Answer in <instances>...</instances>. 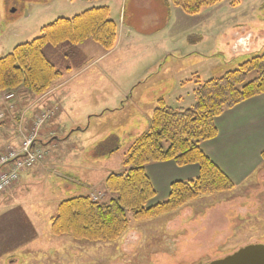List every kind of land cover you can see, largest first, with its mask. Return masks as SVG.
<instances>
[{
    "label": "rangeland",
    "instance_id": "1",
    "mask_svg": "<svg viewBox=\"0 0 264 264\" xmlns=\"http://www.w3.org/2000/svg\"><path fill=\"white\" fill-rule=\"evenodd\" d=\"M98 7H109L113 12L110 18L117 23L120 21V27L130 25L134 31L130 40H126V29L121 31L118 25L120 40L116 44L117 48L114 54L104 60H99L101 54L97 52L104 51L92 41L88 43L94 45L97 51L86 44L77 47H49L45 50L47 58L63 73L55 89L70 80L61 87V91L70 92L74 101L67 102V115L63 111L56 125L61 128L57 136L59 141L41 148L45 155L53 145H57L56 150L53 149L56 155L54 160L48 153L46 170H38L39 177L44 178L32 182L29 190L21 185L19 188L22 191L18 194L12 196L14 191H10L3 198L0 197L1 201L11 195L5 205L0 203V264H66L71 261L73 264H192L200 254L199 246L193 241V218L199 211L204 214L202 219L205 223L208 221L205 217L212 213L209 221L219 233H224L232 220L233 227L230 235L228 230L223 246L207 253V258L205 256L194 264L223 259L249 245H264L263 152L260 156L263 163L257 164L251 173L234 174L232 177L207 155L229 177L232 188L199 196L176 212L150 222L132 221L136 232L131 230L122 238V241L129 239L133 245L127 251H119V248L109 244H79L67 236L59 239H69L71 243L53 242L60 250H66V258L59 254L53 261L54 258L49 257L52 253L48 255L45 252L53 246H40L42 242L49 241V222L45 216L56 209L57 203L77 196L98 194L110 172L125 170V155L135 140L148 129L149 118L157 100L164 99L168 106L176 107L174 96L179 93V89L174 85L175 78H188L186 80L190 81L185 84L186 89L191 85L198 88L197 81L202 84L211 77H222L225 70L235 68L256 55L234 60L228 69L225 66L215 68L214 62L204 59H183L181 54L190 49L196 41L195 34L201 32V27L203 30L207 21L215 19L218 24L213 30V38L229 22L238 23L237 28L247 25L244 27L256 38H264V0H223L213 7L203 9L196 16L187 15L172 0H0V58L13 52L16 46L38 38L41 29L58 18H71ZM187 28L189 30L185 35ZM213 38L210 40L213 41ZM211 41L203 48H208ZM165 47L176 51L164 55L162 49ZM218 64H224L223 58ZM256 77V73H251L247 82ZM19 92H25V97L19 95L18 102L21 111L28 114L36 100L47 97L46 94L34 96L24 90ZM4 93L0 92V100ZM194 100L193 103L196 102ZM41 107H46L45 103ZM10 115H16V111ZM51 123L43 128L46 143L50 138L47 139L45 128H53L56 124L54 120ZM8 124L0 127V151L1 146L5 145L6 148L20 135L13 119L8 118ZM218 136L219 130L217 137L211 141ZM25 175L28 174H24L22 182ZM65 176L72 180L65 179ZM170 187L165 200L169 197ZM163 196L165 193L161 192L158 200L161 201ZM106 197L104 202L108 203L110 197ZM156 198L151 205L155 204ZM50 199L54 200L50 205H40ZM37 217L40 218L37 221L39 224L36 222L40 228L37 230L39 235H33L31 224H34L33 219ZM129 218L132 220L131 214ZM141 234L144 236L142 243L146 244L135 251H129L139 244ZM185 238L186 243L178 246L179 240ZM160 242L165 250H152ZM9 245L12 247L10 250L16 251L8 253ZM67 249L73 251L70 253Z\"/></svg>",
    "mask_w": 264,
    "mask_h": 264
},
{
    "label": "trees",
    "instance_id": "2",
    "mask_svg": "<svg viewBox=\"0 0 264 264\" xmlns=\"http://www.w3.org/2000/svg\"><path fill=\"white\" fill-rule=\"evenodd\" d=\"M222 1L172 0V3L187 15L196 16ZM117 38L118 27L110 18L108 7L88 9L71 18H58L44 26L38 38L16 46L13 52L0 58V92L24 90L43 96L63 76L47 58V48L77 47L92 41L110 52ZM251 73H256L257 77L247 82ZM196 84L199 86L192 107L174 108L164 99L157 100L148 129L125 155V170L110 174L104 182L105 194L110 197L108 203L93 201L85 195L59 204L50 224L54 237L68 236L79 244H109L119 248L132 221H151L176 212L199 196L232 188L229 177L210 160L202 144L217 137L216 120L225 111L264 94V52L222 77ZM18 95L25 96V92ZM165 162H174L178 167L197 165L199 175L189 181L174 182L168 199L151 205L157 191L146 168Z\"/></svg>",
    "mask_w": 264,
    "mask_h": 264
},
{
    "label": "crops",
    "instance_id": "3",
    "mask_svg": "<svg viewBox=\"0 0 264 264\" xmlns=\"http://www.w3.org/2000/svg\"><path fill=\"white\" fill-rule=\"evenodd\" d=\"M167 7H168V3H167ZM110 13L112 16L113 12L111 9H110ZM117 24L119 25V27L121 26L120 21ZM217 25L218 24L216 23L215 19H213L205 23L203 30L202 27L200 26L201 32H199L198 35L195 34L196 41L193 42L189 50L181 54L182 58L187 59L188 61L194 60V58L196 60L204 59L210 62H214L215 68L217 66H225L227 67L226 69H228V67L231 66L232 61L260 53V51L264 50V38H256L255 35L252 32H250L247 27H244L247 25H242L241 28H237L238 23L231 24L229 22L226 26L221 28L220 34L217 35L216 33V36L213 38V30L217 27ZM120 28L121 31L126 29V33L124 35L125 39L130 40V36L134 31V29L130 25L123 26ZM188 30L189 28L186 29L185 35L188 32ZM212 38L213 41L210 40ZM119 40H120V35H118V41ZM209 41H211L210 46L208 48H203V46L206 45ZM85 44L88 45L92 50L95 51L98 50L94 45H91V43L86 42ZM116 48L112 52H108V53L105 51L103 53L101 51H97L98 54H101L99 60H104L109 56H111L112 54H114ZM175 51L176 50L168 49L167 47L162 49V53L164 55L175 53ZM221 58H223L224 60L223 65L218 64ZM235 68H230L225 71L227 72ZM188 71H190L191 72L190 75H192V71L190 69H188ZM186 79L188 78H184V76L175 78L174 85L177 86L179 89V93L174 96V99L176 100L175 108H189L194 105L193 101H195L194 100L195 98L193 95V91L194 89H196V86L191 85V87H188L189 89H186L185 84L190 81ZM69 81L70 80H67L63 84H60L58 89H53V92L49 95V98L45 99L46 107H40L39 109H35L33 113L34 115H39L42 111L46 109H50L54 106L58 107V114L53 119L56 122L55 126L53 128L50 126L45 128L44 133L47 135L46 136L47 139L53 136H58V133L61 130V128H58L56 125H58L57 123L58 121H60L63 111L65 112V115H67V111H68L66 107L67 102H69L70 100L74 101L70 92H68L67 90L61 91V87L69 83ZM182 90L187 91V93L186 92L184 93ZM51 122L52 120L49 121V124ZM216 124L219 130L218 138L214 141L203 143L202 149L206 153V155H208L216 164H219L221 168L228 175L232 177L234 174L240 175L239 173H243V174L248 172L251 173L255 169L254 167L257 164L259 165L260 163H263V160H261L260 156L264 152V94L225 112L219 119L216 120ZM28 126L29 125H27V127ZM56 148L57 145H53L50 148V151H48L49 156L52 157V160H54V157H56V155L54 154V150H56ZM47 161L48 159L45 158V160L41 165H38L37 167L32 169L29 173L26 172L28 175H25L24 181L23 182L20 181L14 188L10 190V191H14V194H12V196L22 191V188H19L21 185H24L25 187H27V190H29L32 182H34L37 179H43L44 177H39L40 172L38 170L40 169L46 170V165H48ZM146 171L157 190V198L155 200V203H160L165 201V199L168 196L169 187L173 182L189 181L194 179L198 175V167L190 166V167L180 168L171 163L151 164L146 168ZM112 173H116V172L115 171L110 172L105 177L104 182L106 178ZM117 173H121V172H117ZM64 178L67 180H72V178L68 176H65ZM104 182H103V189H99V192H105ZM161 192H164L165 196H163L160 201L158 200L159 198L158 195L161 194ZM164 197L166 198L164 199ZM8 199H11V195L2 199L1 203L5 205V202ZM52 202H54V200L50 199L47 203L43 202L40 205L41 206L45 204L50 205V203ZM59 203H57L55 209L56 212ZM55 210L52 211L49 216L48 215L45 216L47 221L49 222V229H48V234H50L48 236L49 241L42 242L40 245L42 247H48L50 246V244L53 246L45 250V252L48 255L49 253L50 254L52 253L53 257L51 255H49V257L54 258L53 261L56 260V257H58L59 254L60 257L66 258L65 256L66 254L64 253L66 250L65 249L60 250L59 248H57V245L53 244V242L55 241L58 243V241H61V243L64 242L65 244H68V242L71 243V240L69 239H59L67 236L54 237L51 233V227H50L51 219L55 217L57 214L55 213ZM209 211L211 212L213 210L209 209ZM203 215L204 214H201V212L199 211L194 215L193 218L195 219V221L193 222L194 230H195L194 232L195 238L193 239V241L195 244L199 246L200 254L192 264H194L197 260H200L205 256L207 258L209 256L207 253L216 251L219 247L223 246L226 241L225 236L226 237L228 236L227 234L228 230H229V235L232 232L233 220L231 223H229V227L227 226V229H225L226 231L224 233H219L217 231L218 229H216V226L215 225L212 226L211 224L212 222L209 221L212 213L205 217V219L208 220L207 223L203 221L202 219ZM26 220L30 221L31 219L29 220V218H26ZM38 220H40V218L38 217L34 218L33 219L34 224H31L33 228V229L31 228L33 235H39L37 230L40 228L38 227V225H36V222ZM37 224H39V222H37ZM202 224H204V226H202ZM131 230L133 232H136L135 225L131 227L130 231ZM141 235L142 238L139 244L135 245L133 249H129V251H135L136 249L142 248L146 244V243H142V240H144V236L143 234ZM33 241L34 240L31 239V243H33ZM182 243H186V238L180 239L178 246H180ZM71 246L73 247V245ZM128 247H133V245H131L129 239L127 240L124 239V241H122L119 247L120 249L119 251L121 250L127 251ZM10 249H12V247H10L9 245V248L7 249V251H9L8 253H13L14 251H16V249L14 250H10ZM152 250L162 251L165 249L161 247V242H160L159 245L157 247H154ZM68 251L71 253L73 250L69 249ZM66 264H73V262L72 261L67 262Z\"/></svg>",
    "mask_w": 264,
    "mask_h": 264
},
{
    "label": "built area",
    "instance_id": "4",
    "mask_svg": "<svg viewBox=\"0 0 264 264\" xmlns=\"http://www.w3.org/2000/svg\"><path fill=\"white\" fill-rule=\"evenodd\" d=\"M14 98V95H9L6 97V101H10ZM12 108V107H11ZM47 116H44L43 118H38L36 122L34 123L33 130L31 131L30 135L26 138L22 152H28L31 144L36 139L38 135V130L42 123L44 122L45 118ZM4 118V114L0 113V119ZM17 155L15 151H10L8 155L5 157H2L0 159V163H6L7 161L13 159ZM42 158L41 152L34 153L32 155H29L28 158L25 160H21L13 165L12 170L7 173H2L0 175V193H2L4 190H6L8 187H10L13 183H15L18 180L20 172H22L25 167H31L34 164L38 163ZM99 198L94 197V200L97 201Z\"/></svg>",
    "mask_w": 264,
    "mask_h": 264
},
{
    "label": "water",
    "instance_id": "5",
    "mask_svg": "<svg viewBox=\"0 0 264 264\" xmlns=\"http://www.w3.org/2000/svg\"><path fill=\"white\" fill-rule=\"evenodd\" d=\"M54 140L58 141V139H53L44 147L48 146ZM208 264H264V245L254 244L243 247L230 256L212 261Z\"/></svg>",
    "mask_w": 264,
    "mask_h": 264
}]
</instances>
